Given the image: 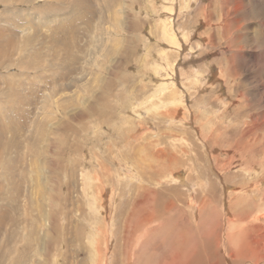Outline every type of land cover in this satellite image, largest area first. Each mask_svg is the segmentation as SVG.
Returning a JSON list of instances; mask_svg holds the SVG:
<instances>
[{"label": "rangeland", "instance_id": "374dc122", "mask_svg": "<svg viewBox=\"0 0 264 264\" xmlns=\"http://www.w3.org/2000/svg\"><path fill=\"white\" fill-rule=\"evenodd\" d=\"M78 1L0 0V264L263 260L264 0Z\"/></svg>", "mask_w": 264, "mask_h": 264}, {"label": "bare ground", "instance_id": "6f19581e", "mask_svg": "<svg viewBox=\"0 0 264 264\" xmlns=\"http://www.w3.org/2000/svg\"><path fill=\"white\" fill-rule=\"evenodd\" d=\"M163 1V0H162ZM166 1H169V3H172V4H169V6L167 7V5H165V8L168 10V11H170V12H172L173 11V3L175 2V0H166ZM85 2V1H84ZM82 4H83V1H78V0H75V8L77 9V14L79 13V11H81V7H82ZM76 11V10H75ZM94 12V11H93ZM88 14L89 13V15H91L92 14V11H83V14ZM171 17L172 16H170V17H167V19H165V23L164 24H162V32H163V37H164V40L167 42V43H169V44H171V45H175L176 47H179V39L177 38L178 37V35L174 32V26H173V19L171 20ZM1 35V34H0ZM4 36V33H2V36L1 37H3ZM176 47H174V48H176ZM129 53V52H128ZM0 54H1V50H0ZM127 54V53H126ZM160 57H161V62H155V63H153V69L155 70V71H157V72H163V73H166V75L168 74V72H169V70H166V68H168V66H167V64H164L163 62H162V60H164L165 59V54L164 53H162L161 55H160ZM127 58H128V55H127ZM165 61V60H164ZM166 63V62H165ZM164 66V67H163ZM166 66V67H165ZM170 66V65H169ZM171 67V66H170ZM172 73H174L173 71H171ZM163 75V74H162ZM170 75V74H169ZM172 77H173V79H175V75H172ZM167 80V79H166ZM175 81H176V79H175ZM175 81H171V80H169L167 83H165L164 85H161V87H158L157 88V85L156 86H154V87H152L153 88V91H152V94L150 95L151 96V99L149 100V97H148V99H147V103H151V106H153V108H151V111H153V109H162V108H166L167 106H168V108H169V106H172V104H173V106L174 105H180V103L181 102H183V97H182V99H179V97H177L176 96V93H178V91H175L176 89H175V85H176V83H175ZM161 82V81H160ZM151 88V89H152ZM111 88L109 87L108 88V91L110 90ZM173 90L174 91V93H173V97L171 98V100H169L170 102H171V104H167L163 99V97L165 96V93L163 94V92H164V90L165 91H167L168 92V90ZM107 91V90H106ZM169 93V92H168ZM175 94V95H174ZM6 96H8V95H6ZM9 97V96H8ZM11 97V96H10ZM12 97L13 98H17L18 97V95L16 94V93H14L13 95H12ZM106 97V96H105ZM21 98V97H20ZM19 99V98H18ZM102 99V98H101ZM154 99H156L157 101L156 102H154L153 100ZM100 100V99H99ZM136 100V99H135ZM19 101V100H18ZM151 101H153V102H151ZM130 102H131V100H130ZM136 103V102H135ZM138 104H140V103H138ZM132 105V104H131ZM154 105H159V106H157V107H154ZM128 106V105H127ZM130 106V105H129ZM134 107H135V105H133ZM172 106V107H173ZM140 107H141V105H140ZM149 107V106H148ZM149 109V108H148ZM104 110H105V108H99V109H93L92 111H90V110H88L87 112V115H89V114H92V115H95V117L97 118V116L96 115H101L102 113L101 112H104ZM137 110V109H136ZM133 111V110H132ZM133 112H135V110L133 111ZM173 113V115L174 114H176L177 112L176 111H172ZM141 113V112H140ZM108 116H109V114H107ZM136 116V115H135ZM165 116V115H164ZM139 117V116H138ZM92 118L93 117H91L90 119L92 120ZM107 118V117H106ZM105 118V119H106ZM140 118V117H139ZM19 119H22L21 118V115L17 118V121H19ZM87 119H88V117H87ZM103 119V118H102ZM134 119H136V118H134ZM95 121V120H94ZM99 121H100V119H97L96 120V122H98L99 123ZM14 122V121H13ZM12 122V123H13ZM21 123H23V122H21ZM102 123V122H101ZM17 124H18V122H17ZM103 124V123H102ZM101 126V125H100ZM10 129H11V131H12V129L14 130V132H15V134H18V133H20V129H21V127H9ZM115 128V127H114ZM12 134L14 135V133L12 132ZM132 137V136H131ZM126 138H127V136H126ZM134 141V140H133ZM17 142V137L14 135V137L12 138V140H10V141H7V143H8V145H9V147L7 148V150H10V148H11V146H14V144ZM121 158V157H120ZM17 163L18 162H14L13 161V164H9V165H11V167L12 168H10L9 169V171H10V177H11V181H13V182H11L13 185H15V186H12L13 187V189H12V192H15V193H17L18 191H19V179H18V176H14L13 177V175H14V173H16L15 172V167L17 166ZM6 168H9V166H5ZM4 167V168H5ZM131 168V167H130ZM129 169V168H128ZM125 171V170H124ZM133 171V170H132ZM137 171V170H136ZM138 172H140V171H138ZM142 172V171H141ZM135 173V172H134ZM142 176V175H141ZM184 179H181V177H179L176 173H174L173 174V178H172V180L170 179V182L172 183V184H175L176 186H182V187H188V189H185L186 191H188L189 192V195H190V198L192 199V197L194 196V187H192L193 185H189L188 183L186 184V180H184V181H186V182H184L183 181ZM188 182H190L189 180H188ZM10 182H8V184H9ZM206 185V184H205ZM204 185V186H205ZM8 188V187H7ZM192 189V190H191ZM8 190V189H7ZM145 191V190H144ZM11 193V192H10ZM150 193V192H149ZM146 195V197H147V194H145ZM148 199H149V197H147ZM153 198V197H152ZM146 199V198H145ZM13 200H14V202H16V199H14L13 198ZM154 204V203H153ZM174 203L172 204V206H171V208L172 207H174ZM10 206V205H9ZM12 206H13V204H12ZM170 206V205H169ZM11 207V206H10ZM15 207V206H14ZM95 207V206H94ZM4 208H6L7 209V206L6 207H4ZM141 208V207H140ZM154 208V207H153ZM175 208H176V206H175ZM202 208H204V207H202ZM8 209H10L9 207H8ZM98 209V208H97ZM141 210V209H140ZM138 211H139V209H138ZM136 212V211H135ZM5 214V213H4ZM155 217H153V216H147V215H145L144 217H142V216H140L139 218H138V220H139V222H140V225L142 224L141 222L142 221H144V223L145 222H153V219H154ZM158 219V218H157ZM161 220V219H160ZM183 241L185 240V238H181ZM215 241V240H214ZM218 241V240H217ZM183 243V242H182ZM212 243V242H211ZM184 244V246H185V243H183ZM194 244V243H193ZM196 244V243H195ZM194 244V245H195ZM249 244V243H248ZM217 245H218V243H217ZM189 246V245H188ZM197 246V245H196ZM188 247L186 246V249H187ZM189 248H191L190 246H189ZM246 248H247V246L246 247H244L242 244L241 245H238V246H231V248H229V258H231L232 260H233V263L235 264V259H236V261H240L244 256H242L243 254H245L244 253V251L246 250ZM255 248H256V246H255ZM255 250V249H254ZM248 251V250H247ZM256 251V250H255ZM190 252V251H189ZM246 252V251H245ZM254 252V251H253ZM253 252H248L247 253V255L249 256V260H250V263L251 264H255V263H258V262H261V261H263L264 262V257H262L263 258V260H260L259 259V255H260V253H259V255L258 256H255V255H253V254H251V253H253ZM258 252H260V251H258ZM99 253V252H98ZM261 254H263V253H261ZM178 255H179V253H178ZM187 256H188V254H187ZM260 256H263V255H260ZM191 257H193V256H191ZM194 257H195V254H194ZM179 258V257H178ZM186 260V259H185ZM212 260H214V258L212 259ZM247 260H248V258H247ZM184 261V260H183ZM192 261V260H191ZM215 261V260H214ZM177 263V262H176ZM240 262H237V264H239ZM180 264V263H179ZM187 264V263H186ZM188 264H193V263H188ZM198 264V263H197ZM219 264V263H218Z\"/></svg>", "mask_w": 264, "mask_h": 264}]
</instances>
